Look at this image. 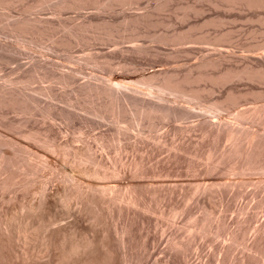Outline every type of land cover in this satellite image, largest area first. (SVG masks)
Listing matches in <instances>:
<instances>
[{
	"label": "rangeland",
	"instance_id": "374dc122",
	"mask_svg": "<svg viewBox=\"0 0 264 264\" xmlns=\"http://www.w3.org/2000/svg\"><path fill=\"white\" fill-rule=\"evenodd\" d=\"M111 1L88 2L78 11L59 10L63 0H0V264H264V118L237 116L264 104V81L221 84L206 77L187 85L198 90L195 100L168 93L161 99L131 84L152 74L155 84L168 73L183 77L192 67L195 74L193 64L207 55L220 60L205 70L213 75L264 61V50L249 47L264 40V9L183 0L160 10V0H134L129 8ZM144 7L151 26L122 27L124 14ZM87 10L113 19L109 37L75 28ZM39 17L47 19L44 31L17 33L9 26ZM139 30L148 33L139 37ZM175 31L194 36L159 41ZM135 42L146 51L134 50ZM29 75L33 82L26 84ZM111 78L132 86L114 92ZM216 100L224 107L217 117L203 110ZM186 106L193 110L180 118ZM231 126L243 129L235 139Z\"/></svg>",
	"mask_w": 264,
	"mask_h": 264
},
{
	"label": "bare ground",
	"instance_id": "6f19581e",
	"mask_svg": "<svg viewBox=\"0 0 264 264\" xmlns=\"http://www.w3.org/2000/svg\"><path fill=\"white\" fill-rule=\"evenodd\" d=\"M95 1V3H97V4H99V0L97 1V0H63V2L61 3V4H59L60 5V8H59V6H58V8H59V10L62 8V7H65V8H63V9H66L67 7L68 8H72V9H81V11H82V8L84 9V8H86V4H88V2L90 3V2H94ZM105 1V0H104ZM107 1V0H106ZM113 1V0H112ZM111 1V2H112ZM118 1V0H117ZM117 1H115L116 2V4H121V3H123V5H120V6H124V4H133V2H134V0H119L120 2L119 3H117ZM159 0H157V2H158ZM181 1H183V0H160L156 5H157V7H155V8H158V9H160V10H162V8H164V7H167V5H169V3L171 2V3H176L177 5H182L181 4ZM213 2H214V4H216V6H219V5H221L222 3H221V1H225V3L226 2H228L227 3V5L226 6H228V8L229 9H235V8H238V9H240V10H249L248 12H250V10L251 9H256V10H261V9H264V0H212ZM2 2V1H1ZM10 2V1H9ZM110 2V1H109ZM7 3V2H6ZM60 3V2H59ZM108 3V2H107ZM183 3V2H182ZM185 3H187V2H185ZM2 4V3H1ZM106 4V3H105ZM91 5H93V4H91ZM100 5V4H99ZM107 5V4H106ZM112 5H113V3H112ZM137 5V4H136ZM186 5V4H185ZM88 6V5H87ZM94 6V5H93ZM114 6H115V4H114ZM130 6V5H129ZM192 6V5H191ZM30 7V6H29ZM91 6H89L88 7V9L90 8ZM99 7V6H98ZM126 7H128V5L126 6ZM134 7V6H133ZM135 7H137V6H135ZM169 7V6H168ZM185 7V6H184ZM196 7V6H195ZM97 8V7H96ZM100 8V7H99ZM103 8H104V6H103ZM108 8V7H107ZM114 8V7H113ZM129 8V7H128ZM145 8L146 7H144L143 8V10L144 11H136L135 12V10H134V12L132 11V9H131V11L133 12V14L131 13V14H124L123 15V19L120 21L121 22V24H122V27L124 26V28H126V27H128V30H129V27H134L135 29H137L136 28V26H140V24H142V23H144V25H150L151 26V12H146L145 11ZM151 8V7H150ZM176 8H179V7H176ZM198 8V7H197ZM33 9V8H32ZM77 9V10H78ZM104 9H106V8H104ZM110 9H112V7L110 8ZM110 9H108V10H110ZM123 9H124V7H123ZM122 9V10H123ZM147 9V8H146ZM154 9V8H153ZM184 9V8H183ZM99 10V9H98ZM114 10V9H113ZM125 10V9H124ZM129 10V9H128ZM157 10V9H156ZM159 10V11H160ZM193 10V9H192ZM79 11V10H78ZM88 11V10H87ZM87 11H86V13H84V14H86L83 18V20H82V22H80V24H76L75 25V28L76 27H78L77 28V30L79 29L80 30V32L82 33V31H88V29L90 30L91 28H96L97 29V31H98V29H100L101 31L103 30V32L104 33H107L106 35L108 36V35H111L113 32V29H115V27H114V21H112L113 19H111V20H108L107 18V20L106 19H104L103 17L101 18H99V15H98V13H99V11H96V12H98L97 13V16H95L94 15V13H90L89 11H88V13H87ZM150 11V10H149ZM185 11H187V10H185ZM189 11V10H188ZM218 11V10H217ZM233 11V10H232ZM231 11V12H232ZM258 11V12H259ZM28 12V11H27ZM95 12V13H96ZM124 12V11H123ZM128 12V11H127ZM126 12V13H127ZM128 12V13H129ZM81 13V12H80ZM188 13V12H187ZM202 13V12H201ZM216 13V12H215ZM252 13V12H251ZM260 13H262V12H260ZM260 13H258V15H261ZM264 13V12H263ZM1 14V13H0ZM59 14V13H58ZM60 14H61V12H60ZM59 14V15H60ZM82 14V13H81ZM93 14V15H92ZM101 14V13H100ZM154 14V13H153ZM183 14V13H182ZM220 14V13H219ZM246 14H247V12H246ZM249 14V13H248ZM189 15V14H188ZM239 15V17H244V16H242L241 14H238ZM237 16V15H236ZM253 16V15H252ZM27 17H30V16H27ZM216 17V16H215ZM219 17H221V16H219ZM223 17V16H222ZM229 17H231L232 18V15L231 16H229ZM250 17V16H249ZM257 17V16H256ZM255 17V18H256ZM260 17V16H259ZM2 18V17H1ZM5 18V17H4ZM40 18V17H39ZM35 19L34 18V20L32 21V20H22L21 18V20H17V22L15 21L14 23H11V24H9V26L10 27H13L14 28V30H16V32L18 33V32H20V31H27V29H29L30 31H32V30H35V32L37 31H41L42 29V31H44V27L45 26H47V25H45V24H47V19H46V21L42 18H40V19ZM185 18V17H184ZM236 18V17H235ZM238 18V17H237ZM250 18H252V17H250ZM249 18V19H250ZM33 19V18H32ZM59 19V18H58ZM82 19V18H81ZM155 19V18H154ZM183 19V18H182ZM221 19V18H220ZM3 20V19H2ZM14 20V19H13ZM13 20H10V21H13ZM119 20V19H118ZM222 20V19H221ZM9 21V20H8ZM59 21V20H58ZM63 21V20H62ZM80 21V20H79ZM117 21V20H116ZM260 21L262 22V24L264 23V16H261L260 17ZM1 22V21H0ZM55 22V21H54ZM155 22V21H154ZM154 22H153V25H155L154 24ZM159 22V21H158ZM7 23V22H6ZM51 23V22H50ZM68 23H70V22H68ZM67 23V24H68ZM76 23H77V21H76ZM118 23V22H117ZM156 23V22H155ZM165 23V22H164ZM210 23V22H209ZM224 23V22H223ZM59 24V23H58ZM64 24V23H63ZM66 24V23H65ZM75 24V23H74ZM120 23H119V25H121ZM157 24H161V23H157ZM156 24V25H157ZM163 24V23H162ZM197 24V23H196ZM199 24V23H198ZM206 24V23H205ZM261 24V25H262ZM3 25V24H2ZM6 25V24H5ZM51 25H52V23H51ZM70 25H72V23L70 24ZM118 25V24H117ZM116 25V26H117ZM118 25V26H119ZM215 25H217V24H215ZM58 26V25H57ZM60 26V25H59ZM63 25H61V27H62ZM67 27H68V25H66ZM117 26V28H119ZM209 26V25H208ZM9 27V28H10ZM54 27V26H53ZM146 27V26H145ZM191 27H193V26H191ZM3 28V27H2ZM13 28H10L11 30L13 29ZM51 28V27H50ZM55 28V27H54ZM72 28H74V27H72ZM70 29L71 31L72 30H76V29ZM116 28V29H117ZM134 28H132V30L134 31ZM147 28V27H146ZM202 28V27H201ZM261 28V27H260ZM263 28V27H262ZM49 29V28H48ZM120 29V28H119ZM127 29V28H126ZM141 29V28H140ZM10 30V31H11ZM54 30H56V29H54ZM54 30H53V32H54ZM69 30V29H68ZM77 30L74 32V34H76V35H78L76 32H77ZM92 30V29H91ZM121 30H122V28H121ZM127 30V31H128ZM131 30V29H130ZM129 30V31H130ZM149 30V29H148ZM152 30H154V29H152ZM230 30V29H229ZM259 30V29H258ZM13 31V30H12ZM11 31V32H12ZM47 30H45V32H46ZM51 31V30H50ZM70 31V32H71ZM96 31V32H97ZM115 31V30H114ZM120 31V30H119ZM136 31V30H135ZM140 31V30H139ZM223 31V30H222ZM263 31H264V29H263ZM11 32H9V33H11ZM36 32V33H37ZM52 32V31H51ZM50 32V33H51ZM69 32V31H68ZM79 32V31H78ZM90 32V31H89ZM95 32V31H94ZM120 32H122V31H120ZM147 31H140V32H137V36H142V34H145ZM155 32V31H154ZM181 31H179V33H177L176 31H175V33H177V34H174V35H171L170 34V36L169 35H160L161 37H159V41L160 42H162V43H167L168 41H176V42H178V43H182V42H184V40H186V38H188L189 36H194V35H192L191 33H180ZM232 32V31H231ZM230 32V33H231ZM256 32V31H255ZM14 33V32H13ZM21 33V32H20ZM27 33H29V31L27 32ZM32 33V32H31ZM42 33V32H41ZM48 33H49V31H48ZM80 33V34H81ZM88 33V32H87ZM98 33V32H97ZM118 33V32H117ZM134 33V32H133ZM148 33V32H147ZM202 33V32H201ZM263 33V32H262ZM39 34V33H38ZM46 34V33H45ZM52 34L53 33H51V36H52ZM66 34H68V33H66ZM65 34V35H66ZM71 34V33H70ZM69 34V35H70ZM74 34H71V35H74ZM130 34V33H129ZM152 34V33H151ZM154 34V33H153ZM18 35H20V34H18ZM34 35V34H33ZM70 35V36H71ZM87 35V34H86ZM94 35H97V34H94ZM94 35H92V37H94ZM99 35V34H98ZM101 35V34H100ZM105 35V36H106ZM115 35V34H114ZM117 35V34H116ZM120 35V34H119ZM122 35V34H121ZM128 35V34H127ZM150 35V34H149ZM155 35H156V33H155ZM154 35V36H155ZM200 35V34H199ZM261 35H263V34H261ZM27 36V35H26ZM32 36V35H31ZM35 36V35H34ZM60 36V35H59ZM69 36V37H70ZM79 36H82V35H79ZM104 36V35H103ZM135 36V35H134ZM151 36V35H150ZM184 36V37H183ZM188 36V37H187ZM219 36H222V35H219ZM256 36V35H255ZM37 37V36H36ZM78 37V36H77ZM85 37V36H84ZM87 37V36H86ZM88 37H91V36H89V34H88ZM99 37V36H98ZM109 37V36H108ZM116 37V36H115ZM121 37V36H120ZM127 37V36H126ZM136 37V36H135ZM147 37H149L148 35H147ZM156 37H157V35H156ZM200 37H201V35H200ZM59 38V37H58ZM61 38V37H60ZM129 38H130V36H129ZM145 38H146V36H145ZM195 38H197V37H195ZM33 39V38H32ZM64 39V36H63V38L61 39V40H63ZM68 39V38H67ZM91 39V38H90ZM110 39V38H109ZM113 39V38H112ZM136 39V38H135ZM137 39H138V37H137ZM189 39V38H188ZM263 39H264V37H263ZM60 40V39H59ZM60 40V41H61ZM114 40V39H113ZM212 40V39H211ZM219 40H221V38L219 39ZM223 40V39H222ZM65 41V40H64ZM68 41V40H67ZM73 41V40H72ZM71 41V42H72ZM75 41H76V39H75ZM79 41H80V39H79ZM85 41V40H84ZM131 41V40H130ZM134 41H136V40H134ZM139 41V40H138ZM192 41V40H191ZM201 41H203L202 39H201ZM200 41V42H201ZM262 41V40H261ZM132 42V41H131ZM137 42V41H136ZM136 42H135V45H133V47L134 48H136V49H134V50H144V48H142V46H141V44H142V42L140 41V43L141 44H136ZM134 43V42H133ZM137 43H139V42H137ZM252 43V42H251ZM74 44V43H73ZM119 44V43H118ZM145 44V43H144ZM247 44V43H246ZM57 45V44H56ZM59 45V44H58ZM183 45V44H182ZM216 45V44H215ZM73 46V45H72ZM187 47V46H186ZM185 47V48H186ZM249 47H253V48H256V49H262V50H264V40L262 41V42H257L256 44H250V46ZM117 48V47H116ZM131 48V47H130ZM65 49V48H64ZM124 49V48H123ZM128 49V48H127ZM132 49V48H131ZM131 49H128V51L129 50H131ZM68 50V49H67ZM186 50V49H185ZM248 50V49H247ZM253 50V49H252ZM125 51V49L123 50V52ZM145 51H146V48H145ZM219 51V50H218ZM223 51V50H222ZM261 51V50H260ZM120 52H122V50L120 51ZM132 52V51H131ZM138 52V51H137ZM224 52H225V50H224ZM89 53H92V52H89ZM88 53V54H89ZM136 53V52H135ZM140 53V52H139ZM217 53V52H216ZM222 53V52H221ZM264 53V52H263ZM144 54H145V52H144ZM147 54V53H146ZM149 54V53H148ZM224 54V53H223ZM226 54V53H225ZM229 54V53H228ZM140 55V54H139ZM212 55V54H211ZM213 55H214V53H213ZM216 55V54H215ZM227 55V54H226ZM262 56H264L263 54H261ZM85 57V56H84ZM87 57V56H86ZM89 57V56H88ZM90 58V57H89ZM92 58H93V55H92ZM200 58V57H199ZM260 58V57H259ZM86 59V58H85ZM84 59V60H85ZM197 59V58H196ZM225 59V58H224ZM87 60H89V59H87ZM94 61H95V59H93ZM90 61V60H89ZM92 61V60H91ZM93 61V62H94ZM196 61V60H195ZM260 61H261V59H260ZM260 61H258L259 63H256L255 62V64H245V66H243V67H237L236 66V68H227V69H225L224 71H222V72H220V73H217V75H213V74H210L209 72H207V71H205L207 68H216L218 65H219V63H220V60L216 57V58H214V57H208V55H207V57H202V58H200L196 63H194L193 65H194V68H195V70L197 71V73H195L194 74V72H193V67L188 71L187 70V66H186V70L188 71L185 75L183 74V77H180L179 76V74H177L176 72L174 73V74H164L165 76L162 78V80L159 82V83H154L155 81H156V77H155V75L154 74H152V75H150V76H140L141 78L139 79V81H135L136 83H133L134 81H132V83L131 82H129L128 83V85L126 84L127 82H124L125 81V79H123V81L121 80H116V79H118V78H116V79H114V78H111L110 80H111V85H108V83H107V85H108V87L109 86H112V89H115V91L114 92H116V87H118V89H120V88H126V89H128L129 87H131L132 85L131 84H133V85H136V84H142L143 85V88L145 89L146 88V90H147V93L148 94H150V95H153V93H156V94H159V97L161 98V99H163L164 97V94H166V93H168V94H171V95H174L176 98H179V97H187V98H189V99H192V100H195V99H198L200 96H199V93H198V90L197 89H195V88H192V87H190V88H188L187 87V85L188 84H191V83H193V82H195V81H199V80H201V79H205L206 77L207 78H210L211 79V81H213L214 83H221V84H224V83H227V82H230V81H232V80H234V79H243V78H245V79H249V80H253L254 82L255 81H264V61H262V62H260ZM97 62V61H96ZM192 64V63H191ZM223 64V63H222ZM180 66V65H179ZM177 67V66H176ZM235 67V66H234ZM176 70V69H175ZM194 70V71H195ZM211 70V69H210ZM185 71V70H184ZM215 71V70H214ZM171 72V71H170ZM186 72V71H185ZM114 73V72H113ZM155 73V72H154ZM161 73V72H160ZM164 73H167V72H164ZM173 73V72H172ZM182 73V72H181ZM162 74V73H161ZM161 74H159V75H161ZM33 75V74H32ZM113 75H116V74H113ZM122 75V74H121ZM30 76V75H29ZM32 76H30V78L27 76V78L28 79H26V78H24V79H22L23 81L25 80V82H26V84H31L33 81V78H31ZM60 77V76H59ZM61 77H62V75H61ZM113 77V76H112ZM115 77V76H114ZM117 77V76H116ZM58 78V77H57ZM63 78V77H62ZM61 78V79H62ZM58 79H60V78H58ZM21 80V81H22ZM8 81H9V79H8ZM10 81H12V80H10ZM61 81H64V79H62ZM60 81V82H61ZM67 81V80H66ZM130 81V80H129ZM65 82V81H64ZM131 83V84H130ZM212 83V82H211ZM88 85V84H87ZM195 85V84H194ZM215 85V84H214ZM217 85V84H216ZM90 86V85H89ZM92 86V85H91ZM102 86V85H101ZM100 86V87H101ZM106 86V85H105ZM192 86V85H191ZM1 87V86H0ZM87 87V86H86ZM98 87V86H97ZM104 87V86H103ZM102 87V88H103ZM115 87V88H114ZM44 88V87H43ZM42 88V89H43ZM89 89H91V87H88ZM96 87H94V89H95ZM99 88V87H98ZM97 88V89H98ZM110 88V87H109ZM123 88V89H124ZM39 87H38V91H36V92H38V93H40V91H39ZM48 89V88H47ZM51 89V88H50ZM50 89H49V93H51V91H50ZM80 89V88H79ZM130 89V88H129ZM37 90V89H36ZM44 90H46V87H45V89ZM84 90H85V88H84ZM92 90V89H91ZM101 90V89H100ZM105 88H104V92H105ZM34 91V90H33ZM90 91V90H89ZM99 90H97L96 92H98ZM3 92H5V91H3ZM41 92H42V90H41ZM44 92V91H43ZM53 92H54V90H53ZM52 92V93H53ZM86 92H87V90H86ZM102 92V91H101ZM100 92V93H101ZM107 92H108V88H107ZM107 92H105V95H106V93ZM124 92V91H123ZM123 92H122V94H123ZM257 92V94H259V92L258 91H256ZM1 93V92H0ZM7 93V92H6ZM5 93V94H6ZM38 93H37V95H38ZM45 93V92H44ZM87 93H89V92H87ZM93 93H94V91H93ZM99 93V94H100ZM43 94V93H42ZM55 94V93H54ZM53 94V95H54ZM86 94V93H85ZM95 94H97V93H95ZM102 94V93H101ZM108 94V93H107ZM109 94H110V90H109ZM111 94H112V91H111ZM109 95V96H112V95H114V94H112V95ZM8 95V94H7ZM30 95H32V94H30ZM36 95V94H35ZM37 95H36V97H37ZM48 95H50V94H48ZM88 95V94H87ZM104 95V96H105ZM260 95V94H259ZM109 96H107V97H109ZM116 96H118V95H116ZM126 96V95H125ZM235 96V95H234ZM261 96V95H260ZM1 97H4V96H1ZM5 97H6V95H5ZM35 97V96H34ZM121 97V96H120ZM127 97V96H126ZM236 97V96H235ZM12 98V97H11ZM29 98V97H28ZM112 98H115V96L114 97H112ZM119 98V97H118ZM117 98V99H118ZM238 98V97H237ZM5 99V98H4ZM3 99V103H5V100ZM6 99H8L7 97H6ZM14 99H15V97H14ZM30 99V98H29ZM32 99V98H31ZM36 99H38V97L36 98ZM116 99V98H115ZM201 99V98H200ZM228 99H229V102H230V104H232V105H236L237 103H236V98H234L233 96H232V94L230 93V95L228 96ZM110 100V99H109ZM112 100V99H111ZM120 100V99H119ZM119 100H117V101H119ZM175 100V99H174ZM8 100H6V102H7ZM11 101H13V98H12V100ZM130 101V100H129ZM135 101V100H134ZM224 101H226V100H224ZM9 102H10V100H9ZM37 102V101H36ZM89 103H90V101H88ZM111 102V101H110ZM113 102V101H112ZM120 102V101H119ZM0 103H1V101H0ZM28 103V102H27ZM104 103V102H103ZM107 103V102H106ZM6 104V103H5ZM31 104H33V102L31 103ZM37 104V103H36ZM116 104H118V103H116ZM120 104V103H119ZM25 105V104H24ZM29 105H30V103H29ZM99 105V104H98ZM107 105V104H106ZM137 105H138V103H137ZM136 105V106H137ZM143 105V104H142ZM150 105V104H149ZM159 105V104H158ZM171 105V104H170ZM4 106V105H3ZM95 106V105H94ZM93 106V107H94ZM105 106V105H104ZM133 106V105H132ZM181 106V105H180ZM260 106V107H259ZM34 107V106H33ZM32 107V108H33ZM88 108H89V106H87ZM110 107V106H109ZM108 107V108H109ZM155 107V106H154ZM255 107V106H254ZM92 107H90V109H91ZM102 108V107H101ZM111 108V107H110ZM118 108V107H117ZM137 108V107H136ZM142 108H143V106H142ZM152 108V109H151ZM150 108V110L148 111L149 113V115H150V113H152L154 110H153V107H151ZM224 107H223V102H220V101H218V100H216V101H213V102H211V103H209V104H207V105H205L204 107H203V110H205V112H209V113H215V117H217L218 115H219V113H220V111L223 109ZM84 109H86V108H84ZM95 109V108H94ZM96 109H99V108H96ZM115 109V108H114ZM134 109H135V107H134ZM144 109V108H143ZM146 109H148V108H146ZM155 109V108H154ZM158 109V108H157ZM165 109V108H164ZM29 110H30V108H29ZM87 110V109H86ZM103 110H104V108H103ZM138 110V109H137ZM161 110V109H160ZM159 110V111H160ZM192 110H193V107H191V106H186L185 108H184V110H182V111H180L179 113H178V115L180 116V118H182V117H186L187 115H189L191 112H192ZM252 110V109H251ZM85 111V110H84ZM92 111V110H91ZM98 111V110H97ZM106 111H107V109H106ZM105 111V112H106ZM109 111V110H108ZM170 111H171V109H170ZM94 112V111H93ZM142 112V111H141ZM158 112V111H157ZM162 112V111H161ZM161 112H160V114H161ZM251 113H253L255 116H257V117H259V118H264V104L261 106L260 104L259 105H257L256 106V108H254V110H253V112H250V111H248L247 109H245V110H240V111H238L237 112V116L238 117H240V118H246V117H248ZM145 114H147V113H145ZM156 114H158V113H156ZM171 114V113H170ZM71 115V114H70ZM74 115V114H73ZM96 115V114H95ZM98 115V114H97ZM111 115V114H110ZM116 115V114H115ZM142 115H144L143 113H142ZM148 115V116H149ZM102 116V115H101ZM104 116V115H103ZM102 116V117H103ZM168 116V113H165L164 114V117H167ZM253 116V115H252ZM254 116V117H255ZM220 117V116H219ZM161 118V117H160ZM261 120V119H260ZM259 120V121H260ZM231 123V122H230ZM241 127V126H240ZM243 129H240L239 127L238 128H236V127H234V126H231L229 129H228V135L230 136V138L232 137V138H234L235 139V137H236V135H237V133L238 132H240V131H242ZM246 131V130H245ZM247 132V131H246ZM249 136H251L252 138L253 137H256V134H257V132L255 133V131L253 132H248L247 133ZM239 135V134H238ZM237 135V136H238ZM243 135V134H242ZM261 135V134H260ZM244 136V135H243ZM247 136V135H246ZM248 136V137H249ZM259 136V135H258ZM264 136V135H263ZM237 139V138H236ZM239 139V138H238ZM242 139V138H241ZM252 141H254V138L252 139ZM235 142V141H234ZM242 142V141H241ZM251 142V141H250ZM239 143V142H238ZM252 143V142H251ZM248 144V143H247ZM258 144V143H257ZM240 145H241V143H240ZM253 145V144H252ZM236 146V145H235ZM238 146V145H237ZM248 146H249V144H248ZM251 146V145H250ZM90 148V147H89ZM252 148V147H251ZM257 148V147H256ZM235 149H236V147H235ZM246 149V148H245ZM244 149V150H245ZM248 149V148H247ZM89 150V149H88ZM240 150V149H239ZM256 150V149H255ZM90 151V150H89ZM88 151V152H89ZM76 152V151H75ZM74 152V153H75ZM235 152H236V150H235ZM242 153V152H241ZM80 154V153H79ZM239 154V153H238ZM251 154H253V153H251ZM74 155H77L78 156V154L76 153V154H74ZM81 155V154H80ZM82 156V155H81ZM80 156V157H81ZM76 157V156H75ZM78 158V157H77ZM75 159V158H74ZM82 159V158H81ZM246 159V158H245ZM83 160V159H82ZM78 161H80V163H81V160H78ZM97 162V161H96ZM246 162V161H245ZM98 163V162H97ZM96 163V164H97ZM251 164V163H250ZM99 166V165H98ZM100 166H101V164H100ZM99 166V167H100ZM105 167V166H104ZM261 167V166H260ZM246 168H249V166H247ZM246 168H245V170H246ZM104 169V168H103ZM108 169V168H107ZM95 170V169H94ZM243 170V169H242ZM85 171H87V173H88V175L90 174L89 172H91L90 170H89V172H88V170H85ZM100 171V170H99ZM116 171V170H115ZM94 172H96V171H94ZM98 172V171H97ZM101 172V171H100ZM105 172H106V170H105ZM112 172V171H111ZM114 172V171H113ZM87 173H86V175H87ZM102 173H104V172H102ZM102 173H100V174H102ZM91 174H93V173H91ZM90 174V175H91ZM112 174V173H111ZM116 174V173H115ZM118 174V173H117ZM89 175V176H90ZM92 176V175H91ZM95 176V175H94ZM104 176V175H103ZM102 175H101V177H103ZM116 176V175H115ZM99 177V176H98ZM100 177V178H101ZM106 177V176H105ZM97 178V177H96ZM8 179H9V177H8ZM5 183H7V181L5 182ZM8 184V183H7ZM80 184H82V182L80 183ZM83 184H84V182H83ZM86 185H87V183H86ZM90 185V184H89ZM102 186H108L109 188H110V186H109V184L108 185H103L102 184ZM6 187V186H5ZM43 187V186H42ZM82 187H85V186H81V188ZM89 188H90V186H88ZM99 187H100V184H99ZM98 187V188H99ZM41 188V187H40ZM98 188H96V189H98ZM102 188V187H101ZM109 188H107V189H109ZM113 187H111L110 189H112ZM45 189V188H44ZM79 189H80V187H79ZM78 189V190H79ZM84 189V188H83ZM91 189H93V187L91 188ZM103 190L105 189L106 190V187H104V188H102ZM77 190V191H78ZM87 191H88V189H86ZM101 190V189H100ZM77 191H75L76 193H77ZM83 191V190H82ZM108 191V190H107ZM41 192V191H40ZM79 192V191H78ZM105 192V191H104ZM109 192V191H108ZM85 193V192H84ZM45 194V193H44ZM66 195H69L70 196V194H67V193H65ZM78 194V193H77ZM82 194V193H81ZM80 194V196H82ZM102 194V193H101ZM39 195H40V193H39ZM41 195H43V193L41 194ZM132 195V194H131ZM79 196V195H78ZM79 196V197H80ZM105 196V195H104ZM64 197H66L65 195H64ZM129 197V196H128ZM133 197H134V195H133ZM133 197H129L130 199V201H132V202H134L135 201V199H133ZM43 198H44V196H43ZM83 198V197H82ZM127 198V197H126ZM42 199V198H41ZM64 199H66V198H64ZM63 199V200H64ZM67 199H69V198H67ZM62 200V199H61ZM70 200V199H69ZM69 200H67V201H69ZM85 200V199H84ZM113 200V199H112ZM111 200V201H112ZM66 201V200H65ZM121 201H123V200H121ZM63 202V201H62ZM64 204H65V202H64ZM67 204H70V202L68 203L67 202ZM131 204H133V203H131ZM30 205V204H29ZM28 205V206H29ZM35 205V204H34ZM27 206V207H28ZM31 206V205H30ZM64 206H67V205H64ZM131 206V205H130ZM29 208V207H28ZM25 209V208H24ZM54 217H56V215L54 216ZM51 218V217H50ZM49 218V219H50ZM56 220V219H55ZM50 221H51V223H52V220L50 219ZM50 221H49V223H50ZM58 221V220H57ZM58 223V222H57ZM47 224H48V222H47ZM55 225V224H54ZM57 225V224H56ZM47 227V226H46ZM50 227H53V226H50ZM49 227V228H50ZM55 227V226H54ZM27 228V227H26ZM29 228V227H28ZM27 228V229H28ZM32 229V228H31ZM46 229V228H45ZM29 230V229H28ZM34 230V229H33ZM31 231V230H30ZM38 231V230H37ZM25 232H27V231H25ZM31 233H33L32 231H31ZM30 233V234H31ZM40 233V232H39ZM35 235H37V234H35ZM32 236V235H31ZM30 236V237H31ZM34 236V235H33ZM40 236V235H39ZM29 237V236H28ZM37 238V237H36ZM35 238V239H36ZM30 239V238H29ZM31 241H33V240H31ZM73 249H75L74 247H73ZM70 250V249H69ZM72 250V249H71ZM78 250V249H77ZM24 252H26V251H24ZM70 253V252H69ZM78 253V252H77ZM76 253V254H77ZM25 254V253H24ZM71 254H73V253H71ZM74 254H75V252H74Z\"/></svg>",
	"mask_w": 264,
	"mask_h": 264
}]
</instances>
